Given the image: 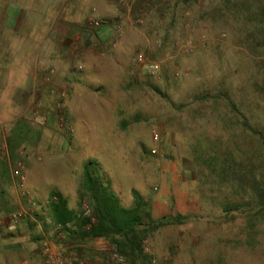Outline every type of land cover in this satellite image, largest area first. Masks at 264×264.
I'll return each instance as SVG.
<instances>
[{
	"label": "rangeland",
	"instance_id": "rangeland-1",
	"mask_svg": "<svg viewBox=\"0 0 264 264\" xmlns=\"http://www.w3.org/2000/svg\"><path fill=\"white\" fill-rule=\"evenodd\" d=\"M101 1L102 14L84 0H0L10 78L25 84L53 36L73 39L75 73L74 88L55 84L56 62L39 73L17 147L0 154V187L21 198L3 201L0 222L24 202L21 176L44 221L0 224V264H39L53 191L90 206L79 197L89 160L123 207L136 190L154 220L187 217L143 241L157 252L149 264H264V0Z\"/></svg>",
	"mask_w": 264,
	"mask_h": 264
},
{
	"label": "trees",
	"instance_id": "trees-1",
	"mask_svg": "<svg viewBox=\"0 0 264 264\" xmlns=\"http://www.w3.org/2000/svg\"><path fill=\"white\" fill-rule=\"evenodd\" d=\"M231 105L234 110H237L235 103L232 102ZM133 196L134 206L123 207L111 183H105L102 180L98 164L89 160L85 165L82 188L79 191L80 206L87 200L96 222L89 230H86L85 227L91 223V219L84 215L83 210L71 209L68 199L59 191H53L51 194L48 206L49 220L53 225H62L65 233L72 237L91 240L104 238L126 257L132 256L138 259L142 250V242L150 233L166 226L182 224L187 217L165 216L154 220L148 209L147 201L136 190H133ZM41 221L44 222L38 213L33 217H28L32 228H36ZM44 227L45 234L52 228L46 220ZM37 240L44 241V234L40 235ZM136 259L130 262L136 264Z\"/></svg>",
	"mask_w": 264,
	"mask_h": 264
},
{
	"label": "crops",
	"instance_id": "crops-1",
	"mask_svg": "<svg viewBox=\"0 0 264 264\" xmlns=\"http://www.w3.org/2000/svg\"><path fill=\"white\" fill-rule=\"evenodd\" d=\"M83 5L88 11L94 9L98 11L99 14H102V12L107 10L108 7L106 4H104V2L102 3L101 0H84ZM6 20V15L2 17L0 16V154L8 152V146H12L14 151L15 147H17L16 139L13 138V136H17L19 133V129H17V122L22 121L24 117L30 112V105L35 99V91L38 87L37 77H39V73L41 74L47 70V67L50 64H55L56 62L59 66V72L57 74L55 84H61L68 76L69 79H72L69 87L74 88L75 86V73H73L71 70L72 56L74 53L71 50L72 42L70 40L73 39L70 37L62 39L59 36H57L58 38L56 36L54 38L53 36V38H51L47 44H45V47L42 50L43 54L42 56H39L36 63L34 64L33 70L27 79V82L25 81V84L21 85L17 80L10 78L8 71L11 69L10 64L12 62L9 63L8 54H10L9 50L11 48H15L16 43H8ZM88 35L91 36L90 33H88ZM89 38L90 37L87 38V41L91 40ZM96 38L101 42L106 43V41L109 39V33H106V31L96 33ZM66 39L67 41H64ZM16 66H18L19 71L21 72L22 66L15 65V67ZM96 68L100 67L97 66ZM16 71L13 73L15 76L18 75ZM18 76L20 78L22 76L21 73ZM41 76L42 75H40V77ZM52 90H54L52 85H46L44 89L45 95H49ZM0 195H2L0 196V201H2L0 203V212L5 210V207L2 205V203L3 201H8L7 197H9V200L14 201L15 203H20V192L15 184H11L10 187L1 186ZM69 206L71 209L76 210V207L72 206L70 202ZM66 238L70 249L81 254L82 259L80 264H109L108 257L106 255L98 253L94 250L93 240L86 238L81 239L80 237L75 238L68 234H66ZM141 247L142 250L139 253L140 255L138 256V259L132 256L127 257L129 264H132L130 261L134 259H136V264H149L147 262L148 256L152 255V258H155L157 255V252L145 246V242H142Z\"/></svg>",
	"mask_w": 264,
	"mask_h": 264
},
{
	"label": "built area",
	"instance_id": "built-area-1",
	"mask_svg": "<svg viewBox=\"0 0 264 264\" xmlns=\"http://www.w3.org/2000/svg\"><path fill=\"white\" fill-rule=\"evenodd\" d=\"M124 0H121L123 2ZM156 2H163L164 0H155ZM148 7L152 5L151 2L146 4ZM137 24L141 25L144 23L143 18H138L136 20ZM95 28H101L103 23L97 20H93L91 23ZM137 60L143 64V67L146 68L152 74L155 72L156 67L153 63L146 62L144 56L139 54ZM55 74V70H51L49 77L46 81H50V78ZM67 96V93L63 91L60 93L58 99L62 102L63 99ZM155 140H159V135L155 133ZM155 152V151H154ZM20 169L23 170V165L20 164ZM19 171L16 172V175H19ZM25 177L21 176L19 180L18 187L22 191L23 204L19 209L11 213L8 217L3 219L1 225H16L19 224L26 217H33L39 210L40 205L32 198L31 193L27 190L25 186ZM84 215L91 219L85 229L89 230L96 222L95 218L92 216V211L89 204H84L83 207ZM47 223L52 226L51 230L48 233H44V244L41 250V260L39 264H80L81 263V254L70 249V246L67 243L66 233L63 230L62 225H53L51 220H47ZM93 248L96 252L106 255L108 257L109 264H127V257L120 253L115 246H113L108 240L104 238H98L93 240ZM27 264V263H24Z\"/></svg>",
	"mask_w": 264,
	"mask_h": 264
}]
</instances>
